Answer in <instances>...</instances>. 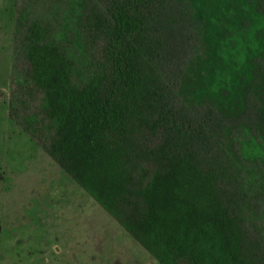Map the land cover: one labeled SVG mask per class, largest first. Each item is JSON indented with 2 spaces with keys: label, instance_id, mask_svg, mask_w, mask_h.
Here are the masks:
<instances>
[{
  "label": "trees",
  "instance_id": "trees-1",
  "mask_svg": "<svg viewBox=\"0 0 264 264\" xmlns=\"http://www.w3.org/2000/svg\"><path fill=\"white\" fill-rule=\"evenodd\" d=\"M208 27L190 0H15L8 114L158 264H264V47L229 106L186 89Z\"/></svg>",
  "mask_w": 264,
  "mask_h": 264
},
{
  "label": "rangeland",
  "instance_id": "rangeland-1",
  "mask_svg": "<svg viewBox=\"0 0 264 264\" xmlns=\"http://www.w3.org/2000/svg\"><path fill=\"white\" fill-rule=\"evenodd\" d=\"M207 49L186 89L239 105L264 21L229 0H190ZM15 0H0V264H158L9 117Z\"/></svg>",
  "mask_w": 264,
  "mask_h": 264
}]
</instances>
